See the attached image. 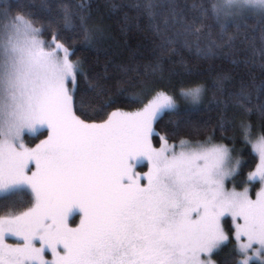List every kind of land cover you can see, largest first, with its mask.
Wrapping results in <instances>:
<instances>
[{
    "label": "snow or ice",
    "instance_id": "obj_1",
    "mask_svg": "<svg viewBox=\"0 0 264 264\" xmlns=\"http://www.w3.org/2000/svg\"><path fill=\"white\" fill-rule=\"evenodd\" d=\"M41 2L0 0V191L32 194L0 264H264V0H105L157 42L100 72L76 56L107 35L91 0Z\"/></svg>",
    "mask_w": 264,
    "mask_h": 264
},
{
    "label": "trees",
    "instance_id": "obj_2",
    "mask_svg": "<svg viewBox=\"0 0 264 264\" xmlns=\"http://www.w3.org/2000/svg\"><path fill=\"white\" fill-rule=\"evenodd\" d=\"M48 2L55 3L56 0H48ZM69 2L77 3L78 0H69ZM85 2H87V0H85ZM112 2L120 3L121 0H112ZM33 3L37 5L36 8L31 9L33 12L41 17L48 15L47 9L43 7L41 0H33ZM91 3L94 13L99 14L103 17L104 22L108 27V31L106 38L100 44L99 51L83 47L79 44L77 45L76 56L82 58L86 66L90 67L94 71L100 72L104 69V62L109 58H112V60L115 62L126 61L129 58L130 54H134L138 60L142 61L152 58L154 46L157 41L153 34L148 30L146 22L141 21L139 22L138 26L136 22H128V26H126L123 11L109 13L105 8V0H91ZM181 56H183V58L190 64L197 63L192 53L188 51H182L181 53L174 55L171 61L165 63L166 74L169 71L176 74H180L184 71L183 65L178 62ZM217 65L218 67L230 68L236 75L237 79L245 75V70L242 65L234 67L228 60H225L223 64L218 61ZM197 66L202 68L203 64L201 63ZM180 79V75H174L172 77V82L174 84H178ZM191 79H208V77L207 75L201 74L193 76L191 77ZM121 106L125 107L126 110H131L132 108L136 107V105ZM211 115H213V113L209 112V116ZM207 117L208 116H206L205 118ZM166 130L167 128L164 123H161L160 127L157 129V131ZM36 142H38V140ZM243 154L245 159L249 162L248 166L244 169L246 175L247 172L251 171V169L255 166L257 157L251 152L250 147L246 148ZM241 179H243V177ZM22 192H24L26 195L24 197V201L28 203L32 195L31 191H27L24 189L13 191V193ZM3 211L4 210L0 211V215L3 213ZM225 227L228 228L229 223H225ZM231 249L232 245L229 244L223 249L222 252L215 256L214 259L221 261L222 264H229L232 259Z\"/></svg>",
    "mask_w": 264,
    "mask_h": 264
},
{
    "label": "rangeland",
    "instance_id": "obj_3",
    "mask_svg": "<svg viewBox=\"0 0 264 264\" xmlns=\"http://www.w3.org/2000/svg\"><path fill=\"white\" fill-rule=\"evenodd\" d=\"M201 115L204 116V118H205L206 116H209V112L207 110H202ZM165 121H167V117H165ZM164 124L166 125V128L171 127V125L168 123H164ZM41 138H43V137H41ZM32 146H34V144ZM257 162H258V158H257ZM145 171H146V169H145ZM21 189L30 191V189L26 185H21L19 187L10 189L6 192L0 191V211L4 210L1 215L10 214L11 212H14V211H19L27 204V202L24 201V197L26 196L24 192L13 193V191L21 190ZM9 242H12V240L10 239ZM48 258L49 259L51 258L50 254H49Z\"/></svg>",
    "mask_w": 264,
    "mask_h": 264
}]
</instances>
